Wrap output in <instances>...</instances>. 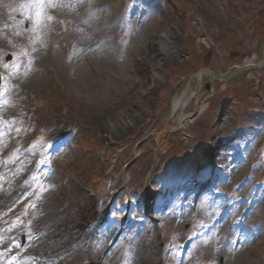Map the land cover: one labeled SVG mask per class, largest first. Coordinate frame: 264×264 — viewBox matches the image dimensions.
Here are the masks:
<instances>
[{
	"label": "rangeland",
	"instance_id": "374dc122",
	"mask_svg": "<svg viewBox=\"0 0 264 264\" xmlns=\"http://www.w3.org/2000/svg\"><path fill=\"white\" fill-rule=\"evenodd\" d=\"M0 9L11 25L0 29V111L14 116L0 122V153L30 133L43 157L30 164L32 184L14 166L0 178V264L35 260L10 255L33 242L13 218L21 209L30 224L99 212L93 250L105 258L79 242L56 264H264V0H0ZM206 68L224 76L206 71L200 82ZM188 86L198 98L185 113L207 109L181 126L172 102Z\"/></svg>",
	"mask_w": 264,
	"mask_h": 264
},
{
	"label": "bare ground",
	"instance_id": "6f19581e",
	"mask_svg": "<svg viewBox=\"0 0 264 264\" xmlns=\"http://www.w3.org/2000/svg\"><path fill=\"white\" fill-rule=\"evenodd\" d=\"M161 49L166 53L172 52L174 53L176 50H170L169 43L166 41L165 45L161 46ZM177 57V56H176ZM257 56H253L250 59H247L243 66H238L240 68H244L248 70L252 65H255V61ZM241 70V71H245ZM206 75L205 71H200L196 74L197 79L202 82ZM221 76V75H219ZM198 98V92L196 89H193L192 86H188L185 90H183L180 94L176 95L173 98L172 102V114L173 117L179 122L181 126H185L187 123L191 122L195 116L201 115L207 109L203 104H199L198 109L192 115H187L185 110L188 105L193 101V99ZM19 191L15 190L9 197L12 202L20 203L23 198L18 197ZM9 199V201H10ZM21 219L24 220L25 227L29 231V238L32 244L27 247L23 252L26 253L28 257H34L35 260L30 264H51V262L55 263L59 260H63V258L57 256L61 255L64 258H68L66 255L71 249H74L77 243H89L86 247L90 250L93 256H96L97 259H104L105 255L108 254V250L102 252V249L98 251L93 250V245L95 242V235H98V231L95 230V221L98 220L99 212L92 213L91 210H87L84 213H58L57 224L51 223L53 220L44 222L48 227H52L51 234L45 233L46 224L43 221H39L38 223L32 222L31 224L28 221L32 220V217L26 215L24 213L20 214ZM59 216V217H58ZM63 216V217H61ZM106 217L104 216L103 220ZM100 230L101 227L98 226ZM244 243V242H243ZM83 249L82 251H84ZM88 255L89 252L83 253ZM203 259L205 258L204 254ZM149 255L144 253L141 255L143 260L147 259ZM202 261V259H200ZM102 261V260H101Z\"/></svg>",
	"mask_w": 264,
	"mask_h": 264
}]
</instances>
